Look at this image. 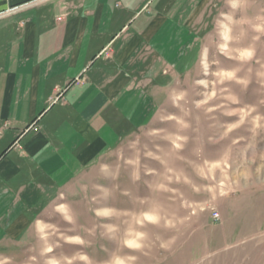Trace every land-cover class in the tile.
Here are the masks:
<instances>
[{
    "label": "crops",
    "instance_id": "obj_1",
    "mask_svg": "<svg viewBox=\"0 0 264 264\" xmlns=\"http://www.w3.org/2000/svg\"><path fill=\"white\" fill-rule=\"evenodd\" d=\"M212 2L0 0V256L150 122L197 62ZM35 119L38 131L23 132ZM236 251L242 264H264V245ZM219 255L231 264V244Z\"/></svg>",
    "mask_w": 264,
    "mask_h": 264
},
{
    "label": "rangeland",
    "instance_id": "obj_2",
    "mask_svg": "<svg viewBox=\"0 0 264 264\" xmlns=\"http://www.w3.org/2000/svg\"><path fill=\"white\" fill-rule=\"evenodd\" d=\"M225 13L255 23L264 16V0H248L239 10L231 9L229 0H213L199 29L197 62L171 81L147 125L101 156L41 214L38 221L55 235L42 238L36 223L20 250H6L11 264H45L43 249L53 242L59 246L48 256L85 252L93 264H103L113 253L136 255L135 264H218L226 244H231V264H242L236 250L264 245V36L253 40L256 33L249 30L239 44L221 52L226 26L234 37L244 27ZM248 44L256 49L251 61L239 65L229 58L234 47ZM234 67H240L239 80L220 81L213 74ZM180 92L184 99L174 106ZM170 114L189 124L181 132L187 137L181 149L171 143L177 125L164 119ZM154 129L159 134H150ZM102 163L111 166L107 172ZM145 213L159 215V223L144 220ZM112 225L118 230L109 231ZM130 230L147 233L142 250L123 246ZM63 237H79L84 244Z\"/></svg>",
    "mask_w": 264,
    "mask_h": 264
},
{
    "label": "clouds",
    "instance_id": "obj_3",
    "mask_svg": "<svg viewBox=\"0 0 264 264\" xmlns=\"http://www.w3.org/2000/svg\"><path fill=\"white\" fill-rule=\"evenodd\" d=\"M248 3V0H229V6L233 10H239L243 7H246ZM225 15L229 20H236L239 19V22L244 26L241 28V31L239 33L238 37H234L229 34L230 29L226 26V31L222 34V39L225 41V43H222L219 45V49L221 52L225 48H229L234 43L239 44V41L243 38H245L248 34V31H252L256 33V35L252 38L253 40H259L261 36H264V16L257 17V22L252 23L250 19L245 17H233L229 16L228 14ZM256 49L252 44H248L246 46H238L233 48V55L229 58L234 59L238 62L239 65H243L244 63H247L248 61H251L253 57L255 56ZM203 66L205 69L210 68V64L206 61H202ZM240 71V67H234V68H217L215 72L213 73L215 77H217L220 81L224 80H231V79H237L240 78L237 76V73ZM202 83V82H201ZM184 99V93L180 92L177 93L176 97L173 100L174 106L179 105V101ZM187 115V114H185ZM165 120H175L177 125V131L175 133H171L170 135L174 137L171 140V143L174 145L176 149H181L183 147L184 141L187 140V137L184 135H181V132L189 127L188 122L184 119V116H176V115H168L164 118ZM261 119H264V117H261ZM160 130L154 129L150 134L157 135L159 134ZM167 138V137H166ZM119 157V153H118ZM111 166L106 163L101 164V169L105 172L110 168ZM118 177V172H114L111 175V178L115 179ZM66 207V205L61 206ZM97 214L101 216H107V211H101L97 210ZM65 219L68 221H71V216H65ZM144 220L147 222L157 224L159 223L160 217L159 215L155 213H145ZM144 220H138L137 224L142 225L144 223ZM37 223L40 225L38 228V231L42 232V238H47L49 236L55 235L54 232L46 231L47 228H49V225H46L43 221H37ZM166 226H168L166 224ZM54 227V226H51ZM118 230L117 225H112L109 228V231H116ZM66 242L68 243H79L84 244V240L79 237H63ZM147 239V233L140 230H130L127 233V238L123 240V246L134 250L139 251L142 250L145 247V240ZM58 242L50 243L49 246H47L45 249H43L42 255L47 256L45 264H78V262H82V264H93V259L85 252H76L72 254L71 256H62V257H52L48 256V253L52 252L55 247H58ZM163 247H166V244H162ZM136 255H119L117 253H113L111 257L103 262V264H135L137 261ZM0 264H11V257L8 256H0Z\"/></svg>",
    "mask_w": 264,
    "mask_h": 264
},
{
    "label": "built area",
    "instance_id": "obj_4",
    "mask_svg": "<svg viewBox=\"0 0 264 264\" xmlns=\"http://www.w3.org/2000/svg\"><path fill=\"white\" fill-rule=\"evenodd\" d=\"M38 120L37 119H35V120H33L24 130H23V132H28V131H30V130H32V131H38V129H39V126H38V122H37ZM214 218L215 219H218L219 218V215L218 214H214Z\"/></svg>",
    "mask_w": 264,
    "mask_h": 264
}]
</instances>
